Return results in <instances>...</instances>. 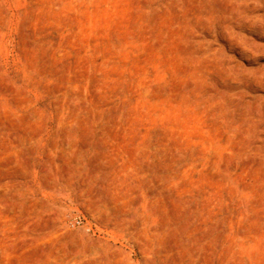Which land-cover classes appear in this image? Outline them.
I'll use <instances>...</instances> for the list:
<instances>
[{
	"label": "rangeland",
	"instance_id": "374dc122",
	"mask_svg": "<svg viewBox=\"0 0 264 264\" xmlns=\"http://www.w3.org/2000/svg\"><path fill=\"white\" fill-rule=\"evenodd\" d=\"M0 264H264V0H0Z\"/></svg>",
	"mask_w": 264,
	"mask_h": 264
},
{
	"label": "bare ground",
	"instance_id": "6f19581e",
	"mask_svg": "<svg viewBox=\"0 0 264 264\" xmlns=\"http://www.w3.org/2000/svg\"><path fill=\"white\" fill-rule=\"evenodd\" d=\"M159 3H160V2H159ZM154 6H155V5H154ZM154 6H153V7H154ZM147 7H148V6H147ZM147 9H148V8H147Z\"/></svg>",
	"mask_w": 264,
	"mask_h": 264
}]
</instances>
